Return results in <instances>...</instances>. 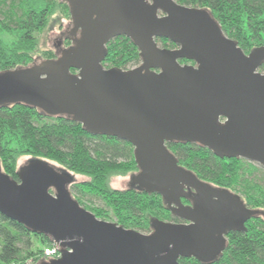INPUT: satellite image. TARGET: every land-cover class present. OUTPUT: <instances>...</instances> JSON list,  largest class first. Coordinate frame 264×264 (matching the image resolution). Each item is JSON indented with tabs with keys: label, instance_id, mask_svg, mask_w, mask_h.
<instances>
[{
	"label": "water",
	"instance_id": "95a60500",
	"mask_svg": "<svg viewBox=\"0 0 264 264\" xmlns=\"http://www.w3.org/2000/svg\"><path fill=\"white\" fill-rule=\"evenodd\" d=\"M62 1L70 45L55 59L1 72L0 107L26 105L127 142L138 169L130 187L160 197L182 223L153 219L145 234L100 220L70 194L72 174L39 158L18 167L17 181L0 165V216L58 246L59 258L39 264L214 262L230 233L246 232L248 220L264 213L200 181L166 144L199 145L264 170V46L246 55L211 13L173 0ZM120 37L141 63L106 69L105 46ZM158 39L175 50L159 48Z\"/></svg>",
	"mask_w": 264,
	"mask_h": 264
},
{
	"label": "trees",
	"instance_id": "16d2710c",
	"mask_svg": "<svg viewBox=\"0 0 264 264\" xmlns=\"http://www.w3.org/2000/svg\"><path fill=\"white\" fill-rule=\"evenodd\" d=\"M181 6L207 10L227 38L247 55L264 46V0H173ZM58 16L69 20V9L62 0H0V73L34 64L38 35ZM162 49H175L166 39H158ZM70 42L65 40L64 47ZM103 67L130 70L141 63L138 49L125 37L105 46ZM42 59H55L51 50ZM181 64L191 63L180 61ZM192 64V63H191ZM264 70L263 66L260 68ZM167 149L178 165L200 181L238 194L244 206L264 213V170L247 161L219 159L206 148L187 143H168ZM41 159L61 166L75 177L69 192L78 205L98 219L125 229L149 233L151 221L176 222L166 205L155 194L135 187L112 190L109 179L137 172L133 148L116 138L93 136L71 118L46 116L38 109L21 104L0 107V165L5 175L17 181L18 160ZM91 199L98 205L87 206ZM184 204L188 201L183 200ZM246 232L230 233L223 254L210 264H264V218L253 217ZM53 244L44 236L27 232L21 225L0 216V264H24ZM179 264H200L184 258Z\"/></svg>",
	"mask_w": 264,
	"mask_h": 264
},
{
	"label": "rangeland",
	"instance_id": "374dc122",
	"mask_svg": "<svg viewBox=\"0 0 264 264\" xmlns=\"http://www.w3.org/2000/svg\"><path fill=\"white\" fill-rule=\"evenodd\" d=\"M69 26H70V20L61 19L58 16H55L53 18L52 22L49 23L43 29V31L38 35V43L39 44H38L37 51L34 53V62L43 61L40 53L44 52V50H51L53 53L57 54L59 50H58V48H56L55 42L59 39L62 42L60 49L64 48V42L63 41H65V37L67 36V34H65V33L69 29ZM159 48H161V47L159 46ZM259 72L261 74H263L264 70L263 71L259 70ZM29 159H31V158L23 157V158L19 159L17 162L18 166L24 165V163H26L27 160H29ZM51 164L54 167H56L57 169L63 170V168L61 166H58L54 163H51ZM74 177H75L77 183H81L85 180L84 177H80V176H74ZM260 178H262L264 180V174H261ZM108 182H109V187L112 190H119V191L127 190V188H129L131 183H132L130 175H127L126 177L111 178V179H109ZM182 203H183V200H182ZM85 205L95 206L98 204L96 202L94 203V201H91V199H88L85 201ZM184 205L188 206L187 204H184Z\"/></svg>",
	"mask_w": 264,
	"mask_h": 264
},
{
	"label": "built area",
	"instance_id": "2783aa9c",
	"mask_svg": "<svg viewBox=\"0 0 264 264\" xmlns=\"http://www.w3.org/2000/svg\"><path fill=\"white\" fill-rule=\"evenodd\" d=\"M60 249L58 246L54 245L50 248L43 249V252L41 255L36 256L32 259L26 260L24 264H39L43 261H49L53 259H57L60 256Z\"/></svg>",
	"mask_w": 264,
	"mask_h": 264
},
{
	"label": "flooded vegetation",
	"instance_id": "af4514ba",
	"mask_svg": "<svg viewBox=\"0 0 264 264\" xmlns=\"http://www.w3.org/2000/svg\"><path fill=\"white\" fill-rule=\"evenodd\" d=\"M68 32H69V31H67L65 34L69 35ZM67 37H68V36H67ZM63 42H64V44H65V41H63ZM61 44H62V42L60 41V39L57 40V41L55 42L56 48H58V50L60 49ZM172 50H175V49H172ZM180 64H181V63H180ZM186 64H191V63H186ZM186 64H181V65H186ZM187 205H190V203L188 202ZM177 221H178V220H177ZM178 223H182V222L178 221Z\"/></svg>",
	"mask_w": 264,
	"mask_h": 264
}]
</instances>
